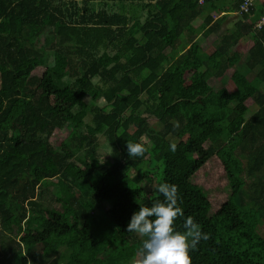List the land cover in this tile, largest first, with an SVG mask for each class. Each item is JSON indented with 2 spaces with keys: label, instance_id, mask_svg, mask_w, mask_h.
I'll return each instance as SVG.
<instances>
[{
  "label": "trees",
  "instance_id": "obj_1",
  "mask_svg": "<svg viewBox=\"0 0 264 264\" xmlns=\"http://www.w3.org/2000/svg\"><path fill=\"white\" fill-rule=\"evenodd\" d=\"M94 2L102 7L90 8ZM239 2L0 0V264H40L39 250L42 261L60 253L58 264H126L143 240L127 231L136 200H162L154 191L162 182L178 187L184 217L176 230L191 216L210 237L190 253L192 264H264V26L253 27L264 0L251 15L236 11ZM233 15L203 52L197 37L217 33ZM46 31L49 53L66 61L65 79L50 67L32 75L47 59L36 40ZM186 36L194 40L183 48ZM246 37L248 73L233 68L234 90L216 88L211 80L235 66L233 47ZM47 91L64 95L71 110L56 109ZM247 100L257 106L248 118ZM66 127L71 146L58 149L51 135ZM99 134L108 155L99 152ZM127 141L142 142L144 156L130 158ZM212 157L229 191L216 209L195 181ZM93 173L96 183L78 193ZM41 181L57 186L62 211L38 202ZM72 218L75 226L59 229Z\"/></svg>",
  "mask_w": 264,
  "mask_h": 264
},
{
  "label": "rangeland",
  "instance_id": "obj_2",
  "mask_svg": "<svg viewBox=\"0 0 264 264\" xmlns=\"http://www.w3.org/2000/svg\"><path fill=\"white\" fill-rule=\"evenodd\" d=\"M100 4V5H99ZM117 4H112V3H108L107 4V9L109 11H115L117 9ZM99 8L102 7V4L99 2H94L93 4H90V8ZM179 7L181 8V3L179 5ZM204 15L202 16H198L195 20H193V24L197 25L198 23H200L203 19ZM236 19V16H229L226 21L223 23L221 29L217 32V33H212L207 37H202L201 35H199L197 38L200 41V47L202 49L203 52L206 53H210L213 48H214V44H215V40L218 38V35L221 32H224V30L226 29L227 26H229L230 24L233 23V21ZM37 43L41 46L44 47L45 51L47 52V59L45 61H42V63H40L39 65H37L34 70L32 71V75H37L40 76L45 70L46 67H50L52 69V74L55 77H58L60 79H65V75H66V71H67V66H66V61L65 59L60 56L59 54H56L54 51L49 53V45L53 40V35L50 31H46L45 33H42L41 35H39L37 37ZM194 39H190L188 36H186L185 39H183L181 41V47L183 46L186 47L190 41H192ZM251 45V41L249 40L248 37L241 39L237 45H235L233 47V50L236 52V54L239 56L238 62L235 64L234 67H228V69L225 71V73L219 77V78H214L211 80V83L218 88L219 86H224L226 87L229 91L234 90L235 86L232 82V80L230 79V74L233 71V68H237L239 69L241 72L243 73H248L247 69L245 68L244 64H243V60L246 54V49L247 47H249ZM176 48L179 50L180 47ZM248 77H253L252 74H247ZM252 80V79H251ZM253 81V80H252ZM254 84L256 86H260L258 82L253 81ZM47 94L49 96V98L51 99V102L54 104L55 108L58 109L59 111H70L71 108L69 107L70 104L67 101L66 97L56 91H47ZM99 104H103L104 101L102 99H100L98 101ZM245 104L248 106V110L246 111L245 115L248 118L254 111L255 109H257V106L251 102V100H247L245 102ZM85 122L89 121V118L86 116L84 117ZM151 124L155 127L158 128V125L156 123L155 120H151ZM133 129V128H131ZM72 131L71 128L66 127V129L64 130H58L57 132L55 131L52 135H51V142L54 145V147H58L64 150H67V148L69 146H71V144H64L63 140L66 138V136L68 134H70ZM184 133L180 132L178 134L177 137L174 138V141H177L179 138L183 137ZM216 138L215 134H212L209 137L210 141H213ZM144 141L146 142L147 145H150V142L146 139H144ZM99 142H100V153L101 154H106L108 155L110 152H108V150L110 148L109 144L107 146L105 138L99 134ZM60 146V147H59ZM104 154V155H105ZM77 155V153H76ZM73 158V156H70L69 159L71 160ZM111 161V157L108 156L107 159V163H110ZM153 161L151 160L150 162H148V165H152ZM131 174H135L134 170L132 169ZM156 175V179L157 177V172L154 173ZM56 180V178H54V181ZM97 181V174L93 173V175H91L89 177V181L82 185V186H77L75 189L76 191L79 193L82 190H84V188H86V186L90 185V184H95ZM195 181L197 183H200L203 185L206 194L210 200L211 203V209H216L219 207V205L227 198L228 196V189L226 186V181L224 179V175H223V170H222V166L220 164V161L216 158V157H212L210 158L205 165L198 169L195 173ZM145 181L143 180L141 184H144ZM36 194H37V200L38 202L46 207V208H55L59 211H62V207L61 205L55 200V198L59 195V191L57 186L55 185H51L49 184L47 181H41L40 182V186L36 189ZM104 196H108V193L104 194ZM106 203H109L107 201H102L103 206H106ZM108 205V204H107ZM110 205V203H109ZM108 205V206H109ZM99 214L95 215L98 216ZM74 217V216H73ZM76 218H72V219H66L64 220V225L63 227H60L59 229H66L68 227H73L76 225ZM58 231L53 232V235H57ZM42 250H39L40 252V264H58L59 263V259H60V253H56L53 256L45 259L44 261H42V258L47 254L45 253V250L43 251V253L41 252ZM133 259V257L126 263V264H130V261ZM62 261V259L60 260Z\"/></svg>",
  "mask_w": 264,
  "mask_h": 264
},
{
  "label": "clouds",
  "instance_id": "obj_3",
  "mask_svg": "<svg viewBox=\"0 0 264 264\" xmlns=\"http://www.w3.org/2000/svg\"><path fill=\"white\" fill-rule=\"evenodd\" d=\"M126 148L130 158L142 157L147 151L142 142L127 141ZM170 149L175 152L177 145L171 144ZM154 191L163 199H155L151 206L136 200L139 210L133 213L127 225L129 233L143 238L130 264H192L190 253L202 240H208L209 235L202 232L191 216L184 220V231L176 230V220L184 217V211L178 204L176 185L162 182Z\"/></svg>",
  "mask_w": 264,
  "mask_h": 264
},
{
  "label": "built area",
  "instance_id": "obj_4",
  "mask_svg": "<svg viewBox=\"0 0 264 264\" xmlns=\"http://www.w3.org/2000/svg\"><path fill=\"white\" fill-rule=\"evenodd\" d=\"M203 0H199V2H202ZM254 2L255 0H240L238 4V9L236 10L239 14H249L251 15L252 9L254 8ZM261 9H257L256 13L254 14V23L253 27L254 28H261L264 26V10H263V5L261 4ZM216 14V13H215ZM222 14L217 13L216 15Z\"/></svg>",
  "mask_w": 264,
  "mask_h": 264
},
{
  "label": "crops",
  "instance_id": "obj_5",
  "mask_svg": "<svg viewBox=\"0 0 264 264\" xmlns=\"http://www.w3.org/2000/svg\"><path fill=\"white\" fill-rule=\"evenodd\" d=\"M86 117V116H85ZM88 117V116H87ZM89 118V117H88ZM90 119V118H89ZM84 122H85V120H84V118L82 119ZM89 122V121H88ZM86 124H87V122H85ZM97 140L99 141V135H98V138H97Z\"/></svg>",
  "mask_w": 264,
  "mask_h": 264
}]
</instances>
